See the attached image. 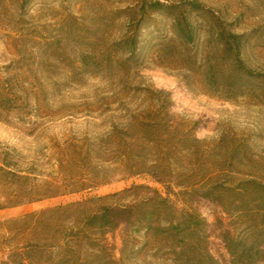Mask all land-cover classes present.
I'll use <instances>...</instances> for the list:
<instances>
[{
    "label": "rangeland",
    "instance_id": "rangeland-1",
    "mask_svg": "<svg viewBox=\"0 0 264 264\" xmlns=\"http://www.w3.org/2000/svg\"><path fill=\"white\" fill-rule=\"evenodd\" d=\"M118 1L37 0L20 17L16 2L0 0V165L8 159L22 169L34 167L42 180L72 184L96 177L101 182L1 211L0 264L28 242L58 241L66 230L85 225L99 206L123 209L158 194L168 196L180 214L197 212L206 223V240L196 249L185 247L189 251L179 246L174 255L172 243L163 237L148 246L141 223L139 255L125 264H198L203 251L212 256L208 264H264V193L254 194L244 205L237 203L234 211L203 195L210 174L240 186L247 179L264 184V99H228L205 89L200 78L188 86L176 50L158 54L157 43L173 36L167 27L156 33L145 30L142 46L131 55L124 53L114 42L126 20L103 14L112 6H124ZM199 1L233 22L236 32L256 30L258 37L245 60L251 68H261L264 0ZM213 45L202 44L200 51L215 50ZM254 87L248 84L243 90L246 94ZM156 100H172L175 123L194 127L195 136L204 142L197 155L184 160V172H190L196 158L201 161L196 177L185 183L194 182V187H178L176 177L167 184L149 175L128 177L111 160L108 133L126 125L131 110L139 112ZM136 185L142 187L135 190ZM92 197L94 203L67 208ZM125 227L122 217L116 229L104 234L102 244L115 261L121 258ZM228 239L235 241V255ZM51 251L37 254L35 262L55 260L56 250Z\"/></svg>",
    "mask_w": 264,
    "mask_h": 264
},
{
    "label": "trees",
    "instance_id": "trees-1",
    "mask_svg": "<svg viewBox=\"0 0 264 264\" xmlns=\"http://www.w3.org/2000/svg\"><path fill=\"white\" fill-rule=\"evenodd\" d=\"M17 3L20 17L29 13V6L37 0H11ZM122 7L107 9L103 14L117 15L126 21L121 25V37L114 42L124 53L133 54L146 39L145 30L160 32L163 27L173 35L157 43L158 54L167 50H176L181 60L184 79L190 86L191 81H200L205 89L225 98L251 96L255 100L264 99V65L261 68L248 66L245 55L257 37L256 30L236 32L233 22L224 21L214 10L207 8L199 0H125ZM43 10H47L42 8ZM167 19L162 24L159 19ZM210 45L212 50L200 51V45ZM109 49H113L110 47ZM240 82H243L242 86ZM255 84L245 94L243 86ZM148 108L139 112L131 110L126 125L118 130L112 128L107 135L111 160L124 169L128 177L149 175L156 181L167 184L175 178L178 187L189 186L186 182L196 177L195 170L201 167V161L193 160L190 172L184 160L195 156L202 148L203 141L194 133V127H185L184 123H175L171 114L172 100H156ZM136 110V109H135ZM126 117V116H125ZM193 158H190V160ZM18 162L3 161L0 165V210L25 203L38 202L47 198L72 192H79L97 186L100 180L89 178L72 184L60 182L58 178L40 179L35 168L22 169ZM181 170V172H177ZM26 171L27 174L22 172ZM32 174L35 176L32 177ZM203 195L217 201L227 211L237 209V203L246 204L254 194L264 193V184L256 179L245 180V185L215 180L213 174L206 177ZM205 179V180H206ZM202 182V181H200ZM199 183V182H198ZM140 185L133 188L138 190ZM115 193L113 195H117ZM175 194L168 191V195ZM109 195L99 197L105 199ZM95 197L84 202L67 205L68 207L94 203ZM145 208L144 211L141 210ZM62 208V207H60ZM159 209V210H158ZM161 209H164L161 212ZM247 210V208H244ZM264 212V211H262ZM125 218L126 227L119 261L102 244L104 234L118 227L120 219ZM141 223L145 228L146 244L161 237L172 243L174 255L185 247L196 249L198 243L206 240V223L195 211L178 213L174 204L162 195L145 198L144 203H134L117 209L110 205L99 206L86 218L83 226L66 230L55 242H28L16 247L10 255V261L3 264H38L37 254H48L56 250L55 260L48 259L46 264H125L133 262L139 255V235ZM235 241L227 240L229 251L235 255ZM253 245V242L251 243ZM192 247V248H191ZM52 256V254H50ZM16 258L13 260V258ZM198 264L210 263L212 256L203 251L197 256Z\"/></svg>",
    "mask_w": 264,
    "mask_h": 264
},
{
    "label": "crops",
    "instance_id": "crops-1",
    "mask_svg": "<svg viewBox=\"0 0 264 264\" xmlns=\"http://www.w3.org/2000/svg\"><path fill=\"white\" fill-rule=\"evenodd\" d=\"M6 209H7V208L1 209L0 212H1V211H4V210H6Z\"/></svg>",
    "mask_w": 264,
    "mask_h": 264
}]
</instances>
